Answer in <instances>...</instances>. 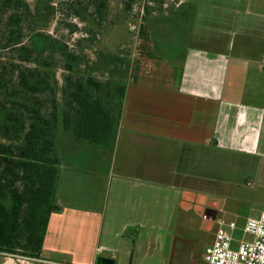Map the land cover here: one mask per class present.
<instances>
[{
	"label": "crops",
	"instance_id": "crops-1",
	"mask_svg": "<svg viewBox=\"0 0 264 264\" xmlns=\"http://www.w3.org/2000/svg\"><path fill=\"white\" fill-rule=\"evenodd\" d=\"M173 1L177 7L164 14L175 18L167 27L170 32L159 24L158 36L141 39L138 56L130 60L114 146L102 150L87 142L74 144V151L87 158L81 161L77 155L78 161L62 162L61 172L67 170L58 185L60 210L51 216L42 259L37 262L97 264L102 257L117 264L120 253L134 252L123 235L133 224L166 220L171 232L186 233L184 226L197 232L193 216L200 188L196 183L205 174L199 173V159L212 157L214 147L256 152L264 143V68L259 74L245 70L254 62L260 66L262 38L250 36V45L238 43L236 48L223 35L206 38V43L204 38L200 44L189 41L176 18L181 3L197 0ZM147 28L150 36L151 25ZM248 49L253 53L247 55ZM231 69L237 74H228ZM105 175L110 182L102 190ZM83 177L93 187L89 205L68 201L78 194L86 203L88 196L76 185ZM169 208L166 216L164 210ZM78 236L83 237L79 242ZM75 255L74 263L68 256Z\"/></svg>",
	"mask_w": 264,
	"mask_h": 264
},
{
	"label": "trees",
	"instance_id": "trees-1",
	"mask_svg": "<svg viewBox=\"0 0 264 264\" xmlns=\"http://www.w3.org/2000/svg\"><path fill=\"white\" fill-rule=\"evenodd\" d=\"M155 1L0 0V255L42 259L60 210V118L75 144L114 146L126 85L88 75V62L110 32L147 22Z\"/></svg>",
	"mask_w": 264,
	"mask_h": 264
},
{
	"label": "rangeland",
	"instance_id": "rangeland-1",
	"mask_svg": "<svg viewBox=\"0 0 264 264\" xmlns=\"http://www.w3.org/2000/svg\"><path fill=\"white\" fill-rule=\"evenodd\" d=\"M202 2L213 4V7H208L215 9H209ZM237 2L238 0H197L194 3L191 2V4L181 3L176 21L178 25L187 30L188 38L190 37L189 41L197 44L201 43V38H204L203 43H206V38L213 39L221 35L233 42L235 48L238 47V43L250 45V36L251 38H254V36L262 38L264 42V15L258 14L264 13V0H247L244 5L242 3L238 5ZM176 3L178 2L173 0H156L149 6L148 14L151 16L148 17L144 26H142L143 23L138 24V20L130 21L129 25L120 26L110 32L102 39L98 48L103 50L105 54L101 55L100 58L93 54L90 55L91 61L88 62L90 68H88L87 73L93 74L88 75H93L103 81L119 82L126 85L130 74L131 61H127L125 57L118 59L115 54L120 51L126 52L127 55H130V59L133 55L138 56L139 49L137 46L139 42L143 38L148 40L154 36L157 37L160 33L159 24L165 27L163 31L170 32L167 27L170 20H175V18L170 19L164 14L172 11ZM134 22H137V24ZM147 25L149 27L151 25L150 36L148 35ZM153 30L155 35H153ZM51 32H53V28ZM124 35L129 38L126 36V39H124ZM165 42L166 39H164V44ZM254 42L256 41L254 40ZM260 51L262 52L259 56L260 66L255 64L256 62L252 63L250 68H245L246 74H248V71L249 74H255L254 72L257 73L260 67L263 70L264 49ZM248 53L253 52L248 49L247 55ZM146 70L148 69L146 68ZM236 70L231 69L228 74H237ZM147 74L149 73L147 72ZM71 138L72 134L64 130L63 121L60 118L57 132V150L60 158H62L61 161H64L66 165L69 164V161H78L77 155L80 156L79 152L76 153L72 148L75 143L71 141ZM76 145L79 144L74 145L78 147ZM261 153H264V143L261 144L260 150L256 152H238L214 147L212 157L209 155L207 160L202 159L201 161V158L199 159V173L203 172L205 174L203 179L199 177L196 184H198L200 190L202 188L205 190L200 191L198 189L199 204L194 208L193 220L197 225V232L193 226L192 228L182 227V229L186 228L187 234L180 230L171 232L169 229L170 224L166 220L165 223L133 224L123 235L134 252L131 256L119 252L117 264H207L204 259L205 251L212 244L213 234L216 230V225L211 220L213 218L223 219L225 223L236 222L238 230L234 232V247H237L242 240H249L250 237L246 236L243 231L246 221L251 217L257 218L264 212V155H261ZM198 157H200V154ZM86 158V154L80 156L81 161ZM83 164L86 167V163ZM206 166L208 168L207 173L205 172ZM66 170L62 172L64 173ZM103 178L104 180L100 186L102 190L110 182L109 176L105 175ZM76 185H80V192H84L88 199L85 203L81 199L82 197L76 194L74 197L70 196L68 201L89 205L91 201L88 192L93 189L90 182L83 177L81 182ZM169 211H171L170 208L164 210L166 216ZM205 215L209 219H204ZM155 233L158 236L160 233L162 235L159 238L154 235ZM82 238V236H78V242ZM118 242L119 239L116 243ZM68 257H72V261L76 262L74 260L76 255ZM0 264L42 263L24 258L0 256Z\"/></svg>",
	"mask_w": 264,
	"mask_h": 264
},
{
	"label": "built area",
	"instance_id": "built-area-1",
	"mask_svg": "<svg viewBox=\"0 0 264 264\" xmlns=\"http://www.w3.org/2000/svg\"><path fill=\"white\" fill-rule=\"evenodd\" d=\"M204 219H209L206 215ZM216 225L213 242L206 248L204 259L207 264H264V212L257 218H249L244 234L249 240H242L234 247L236 222L225 223L223 219H211Z\"/></svg>",
	"mask_w": 264,
	"mask_h": 264
},
{
	"label": "water",
	"instance_id": "water-1",
	"mask_svg": "<svg viewBox=\"0 0 264 264\" xmlns=\"http://www.w3.org/2000/svg\"><path fill=\"white\" fill-rule=\"evenodd\" d=\"M97 264H114V261L108 258H98Z\"/></svg>",
	"mask_w": 264,
	"mask_h": 264
}]
</instances>
